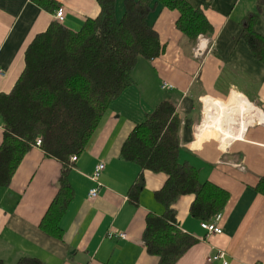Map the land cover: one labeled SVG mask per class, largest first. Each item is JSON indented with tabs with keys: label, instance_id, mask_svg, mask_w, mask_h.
I'll return each instance as SVG.
<instances>
[{
	"label": "crops",
	"instance_id": "1",
	"mask_svg": "<svg viewBox=\"0 0 264 264\" xmlns=\"http://www.w3.org/2000/svg\"><path fill=\"white\" fill-rule=\"evenodd\" d=\"M56 1L65 11L63 24L74 30L100 13L97 0ZM190 1L203 8L214 34L200 35L190 48L176 27L177 11L158 7L151 13L149 20L164 51L155 59L138 60L132 85L111 101L86 149L71 161L74 199L61 219V238L41 228L59 191V160L34 145L10 183L0 184V264H16L24 256L42 264L158 263L142 234L147 214L164 212L154 192L167 177L123 159L121 149L135 125L164 99L174 102L183 117L179 160L196 167L201 181H211L230 194L220 213V234H208L201 220L191 216L194 195L176 201L180 228L198 240L176 264H222L207 261L217 251L224 252L229 264H264V195L255 189L264 176V64L240 38V22L255 10L257 0ZM124 2L116 0L118 19ZM54 21L55 11L33 0H0V92L11 91L25 67L29 44ZM256 30L264 35V3ZM164 81L173 87L162 88ZM241 99L245 111L234 113ZM205 108L223 114L219 137L198 133ZM3 132L0 117V144ZM100 161L105 169L98 179V196L91 199L89 192L97 184L91 176ZM141 172L145 186L136 204L129 190ZM116 232H125L127 238Z\"/></svg>",
	"mask_w": 264,
	"mask_h": 264
},
{
	"label": "trees",
	"instance_id": "2",
	"mask_svg": "<svg viewBox=\"0 0 264 264\" xmlns=\"http://www.w3.org/2000/svg\"><path fill=\"white\" fill-rule=\"evenodd\" d=\"M56 11V0H33ZM100 13L85 19L79 30L54 21L37 34L25 52V67L9 92H0V117L4 132L0 144V184L8 185L13 174L37 138L48 157L62 163L59 191L46 211L41 228L62 237L61 219L74 199L69 174L71 157L84 152L112 100L133 83L139 57L152 60L164 46L149 17L158 7L178 12L176 27L190 48L200 35L214 34V26L203 8L190 0H125L118 19L116 0H97ZM264 0L241 20V34L254 57L264 64V35L256 30ZM183 117L176 104L164 99L130 132L121 157L142 170L164 173L166 181L154 196L164 206L162 214L149 212L142 234L148 253L157 264L176 262L198 242L183 231L174 208L183 195L195 196L190 207L193 218L209 222L226 207L230 194L211 181H201L199 171L179 160ZM145 186L141 172L129 190L138 203ZM255 189L264 195V176ZM16 264H42L24 256Z\"/></svg>",
	"mask_w": 264,
	"mask_h": 264
},
{
	"label": "built area",
	"instance_id": "3",
	"mask_svg": "<svg viewBox=\"0 0 264 264\" xmlns=\"http://www.w3.org/2000/svg\"><path fill=\"white\" fill-rule=\"evenodd\" d=\"M65 18V11L63 7H60L59 9H57L55 11V19L58 22H63ZM0 74H3L1 69H0ZM173 86L171 84H169L168 82L164 81L162 83V88L164 89H171ZM42 143L41 138H37L36 139V143L35 146L40 147ZM77 160V156H72L71 157V161H76ZM105 169V163L103 161H100L94 169V172L91 176V179L96 182V186L91 188L90 192H89V198L94 199L98 196V189L99 186L101 185L100 182L98 181L101 172ZM222 215H217L216 218L212 221L209 222H202L201 226L207 231L208 234H220L223 232L222 227L220 225V219H221ZM117 236L121 237V238H127V234L125 232H116L115 233ZM224 252L222 251H217L216 253L210 255L207 258L208 262H212V261H216V260H221L222 264H229V262L227 260L224 259Z\"/></svg>",
	"mask_w": 264,
	"mask_h": 264
},
{
	"label": "bare ground",
	"instance_id": "4",
	"mask_svg": "<svg viewBox=\"0 0 264 264\" xmlns=\"http://www.w3.org/2000/svg\"><path fill=\"white\" fill-rule=\"evenodd\" d=\"M241 101H242V99L239 101L238 105L232 110L234 113H237L238 110L243 111L244 107H243V103ZM222 115L221 114L220 115H214V113L209 108H205V116H204V119L202 121V124L198 126V133L201 136H204V135L212 132V135L215 134L216 137H219L223 131ZM245 127H246V125L244 124L243 130H245Z\"/></svg>",
	"mask_w": 264,
	"mask_h": 264
},
{
	"label": "rangeland",
	"instance_id": "5",
	"mask_svg": "<svg viewBox=\"0 0 264 264\" xmlns=\"http://www.w3.org/2000/svg\"><path fill=\"white\" fill-rule=\"evenodd\" d=\"M139 60H141V62H143V61H145V62H146L148 59H146V58H144V57L140 56V57H139ZM132 77H133V76H132ZM168 91H171V90H168ZM164 92H165V91H164ZM208 136H209V135H208Z\"/></svg>",
	"mask_w": 264,
	"mask_h": 264
}]
</instances>
